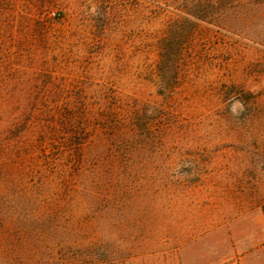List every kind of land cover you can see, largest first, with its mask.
Returning <instances> with one entry per match:
<instances>
[{"label":"rangeland","instance_id":"374dc122","mask_svg":"<svg viewBox=\"0 0 264 264\" xmlns=\"http://www.w3.org/2000/svg\"><path fill=\"white\" fill-rule=\"evenodd\" d=\"M255 206L264 0H0V264H197Z\"/></svg>","mask_w":264,"mask_h":264},{"label":"crops","instance_id":"0c3cea01","mask_svg":"<svg viewBox=\"0 0 264 264\" xmlns=\"http://www.w3.org/2000/svg\"><path fill=\"white\" fill-rule=\"evenodd\" d=\"M211 231L215 235L207 243L205 237ZM258 235L264 240V209L261 206L204 228L200 236L186 244L197 241V264H254Z\"/></svg>","mask_w":264,"mask_h":264},{"label":"built area","instance_id":"2783aa9c","mask_svg":"<svg viewBox=\"0 0 264 264\" xmlns=\"http://www.w3.org/2000/svg\"><path fill=\"white\" fill-rule=\"evenodd\" d=\"M52 14L54 15V12H52Z\"/></svg>","mask_w":264,"mask_h":264}]
</instances>
